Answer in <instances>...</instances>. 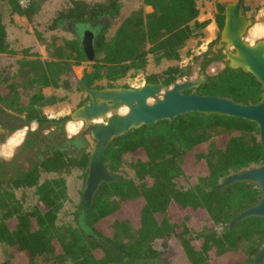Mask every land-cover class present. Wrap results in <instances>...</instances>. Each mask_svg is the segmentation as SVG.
<instances>
[{
    "label": "trees",
    "instance_id": "1",
    "mask_svg": "<svg viewBox=\"0 0 264 264\" xmlns=\"http://www.w3.org/2000/svg\"><path fill=\"white\" fill-rule=\"evenodd\" d=\"M48 1L32 0L27 8H21L18 0L0 3L31 20ZM143 2L153 8L151 14L133 12L110 38L104 30L96 34L91 88L116 87L115 83L131 71H144L150 55L156 63L163 59L178 61L186 43L199 36L195 30H204L211 23L197 20V0ZM119 17L118 0L94 4L73 1L59 13L55 25L68 29L64 24L71 23L91 28L102 20L111 22ZM224 20V7L219 6L216 23L220 28ZM81 35L79 32L56 49L58 61L24 58L11 76H4L7 69L0 74V103L18 114L23 124L41 127L50 122L43 108L53 105L56 98L46 97L44 88L71 89L70 81L62 79L66 76L77 83L72 66L89 63ZM6 37L0 11V52L12 55L7 51ZM210 61L207 59L204 67ZM180 72L173 66L148 76L146 83L172 86L179 81ZM77 88L82 90L81 85ZM201 91L242 104L258 103L263 95L262 86L251 74L229 66L209 77L197 90ZM89 157L85 152L73 158L58 153L43 165L46 173L57 177L40 182L39 173L27 174L13 185L0 187V244L14 258L4 264L20 260L37 264L40 257L47 259L44 264H148L158 255L153 248L157 239L164 247L169 240H177L189 264H252L258 245H264L263 218H248L230 227L236 215L260 200L259 187L237 183L226 189L216 188L225 177L264 164L256 123L189 113L172 123L162 121L121 135L107 149V168L113 174L129 165L135 180L116 176V181L103 183L86 216L79 209L75 225H59L57 220L69 198L63 175L78 169L86 177ZM181 177L188 180V189L176 183ZM147 179L153 181L151 185ZM19 188H35L37 203L32 210L16 197L15 189Z\"/></svg>",
    "mask_w": 264,
    "mask_h": 264
},
{
    "label": "rangeland",
    "instance_id": "2",
    "mask_svg": "<svg viewBox=\"0 0 264 264\" xmlns=\"http://www.w3.org/2000/svg\"><path fill=\"white\" fill-rule=\"evenodd\" d=\"M73 1H85L90 4H94L104 2L105 0H50L40 8L31 20L27 19L25 16L12 13L11 8L5 2L0 3V11L2 13L3 22L7 32L6 41L10 51L16 53L14 56L7 53L0 54V71L3 67H7V71L4 73V76L5 74L11 76L15 72L18 67L15 64L16 60L21 59L25 50H28L31 55H37L40 59L47 60L48 57H52L47 55V58H44L43 56L46 51L53 53L54 50H56V47H63L66 45V42L74 39L72 33L69 32L65 26L62 24L55 25V21L59 13L67 10ZM118 1L120 5V17L111 22L107 20L104 26V31H106L108 38L114 35L121 21L130 16L133 12L140 11L145 15L153 12L151 7L144 5L143 0ZM231 2L232 0H197V7L199 9V16L197 20L199 22L210 21L211 23L204 30H195V33L199 36L189 40L181 49L180 59L178 61L163 59L159 63H156L155 58L150 56L147 68L144 71H131L126 78L116 84V87L141 88L147 84L146 79L148 76L152 74H161L173 66H178L180 68V75L184 72V78L186 80L195 81L201 76H204V81L201 86L209 77H214L223 71L228 66L229 61L225 56L224 51L221 49L219 51V56L212 57L211 54L213 44H211V42L219 36V31L217 29L219 28V25L216 23L219 6L225 7ZM242 2V13L252 21V27L246 35V40L250 44H255L256 42L264 39V0H242ZM64 25L68 26V23H65ZM258 27L259 30H257ZM202 33L203 36H200ZM66 52L69 53L70 49L67 48ZM210 58L212 61L204 67L205 61ZM88 67L89 63H85L82 67L77 68L80 75L77 83L72 82V78L66 76V79H68L71 83V89L48 88L43 90V93L46 96L56 98V102L53 105L43 108L44 114L50 121L48 124H56L58 121H62L65 137H74L83 129L84 126L82 122L73 121L70 116L81 105L88 102L89 97L87 93L83 89H77V87L81 84ZM102 83L104 84V82ZM198 93L200 95L220 96V94L214 92L203 93L201 91ZM0 109L2 111L1 115H4L3 119L5 120L14 121L13 117L19 119L21 118L18 114L6 109L1 103ZM126 112V109H122L120 114H125ZM66 117L70 118L65 119ZM72 125L79 130H77V132L71 131L70 127ZM28 127L30 129L35 127L34 129H37L36 131L39 135H44L47 130H49V128H45L43 126L38 127L36 125H28ZM21 128L24 127L22 126ZM2 129H5V127H2ZM26 133V129L15 131L16 140L15 143L11 145L5 144L7 137L0 138V158H7L8 155H11L13 149H16L15 144L19 143L23 138L22 136L18 137V135ZM88 142V147L82 152L90 155L94 143L89 138ZM113 174L117 177L134 180L136 176L134 170L129 165L120 167ZM63 176L66 180L69 198L64 205L57 223L63 226L75 225V214L79 211L81 206L86 177L84 172L81 170H73L71 173ZM52 177L53 175L44 174L42 175V180ZM136 182L139 183L137 179ZM152 182L153 181L151 179L146 180V183L149 185H151ZM176 183L183 189H188L190 186L188 180L183 177L178 178ZM2 188L4 187L2 186ZM34 192V188L17 189L15 191L16 197L20 200L21 198L23 199L22 204L24 207L29 209V211L32 210L37 203V196ZM153 248L158 255L156 256V259L150 261L148 264H189L180 243L175 239L169 240L165 247L162 244V240L157 239L153 243ZM263 248L264 245L259 244L256 255ZM10 259L14 258L9 252V249H6L0 244V264L8 262ZM46 261L47 259H45V257H40L36 260V263L44 264ZM16 264L24 263L20 260V262Z\"/></svg>",
    "mask_w": 264,
    "mask_h": 264
},
{
    "label": "water",
    "instance_id": "3",
    "mask_svg": "<svg viewBox=\"0 0 264 264\" xmlns=\"http://www.w3.org/2000/svg\"><path fill=\"white\" fill-rule=\"evenodd\" d=\"M224 16V26L217 48L224 49L229 68L249 73L260 83L263 95L258 103L242 104L223 96L200 95L197 89L203 83L204 76L195 81L186 80L184 72L180 76V81L171 87L158 83L146 84L141 88H91L89 80L96 50L92 41L82 39L89 67L80 85L89 99L70 117L84 125L80 138L87 137L94 141L80 206L85 216L90 212L101 185L117 180L107 168L108 147L118 137L132 130L144 126L153 127L162 121L172 123L189 113L238 117L257 124L260 142L264 148V39L255 44H250L246 40L252 21L242 13V0H232L228 3ZM122 109H126L127 112L120 114ZM237 183L258 186L261 198L255 205L233 218L230 223L231 229L238 222L248 218L264 219V164L231 174L222 179L216 188L226 189ZM252 264H264V248L256 255Z\"/></svg>",
    "mask_w": 264,
    "mask_h": 264
},
{
    "label": "flooded vegetation",
    "instance_id": "4",
    "mask_svg": "<svg viewBox=\"0 0 264 264\" xmlns=\"http://www.w3.org/2000/svg\"><path fill=\"white\" fill-rule=\"evenodd\" d=\"M106 21L107 20H102L91 26V28H85L84 25L75 27L73 24L68 23V29L73 35L75 33L76 36L81 32V38H86L87 42H93L98 31L104 30ZM217 29L219 31V36L211 42V44H213L212 57H217L220 53V49L217 48V45L220 43L223 27ZM221 50L224 51L223 48ZM1 113L2 111L0 109V138L7 137L5 144L8 145L9 140L14 136L16 137L15 131L26 129L27 133L18 135V137L22 136L23 138L19 143L15 144L16 149H13L11 155H8L7 158H0V187H4L6 185L5 183L13 185V182L22 178L23 175L35 173H39V181L41 182L42 175L51 174L46 173L43 170V165L46 161L54 158L58 153L69 158L79 157L84 153L82 151L89 145L87 137L85 139L80 138V133L84 128L74 137H65L63 132V122L58 121L56 124L44 125L43 127L49 128V130H47L44 135H39L36 131L37 129H30L28 125L22 123L21 119L13 117L14 121H8L3 119L4 115H1ZM22 126L24 128H21ZM2 127H5V129H2ZM51 175L56 176V174ZM16 190L17 189H15V191Z\"/></svg>",
    "mask_w": 264,
    "mask_h": 264
},
{
    "label": "crops",
    "instance_id": "5",
    "mask_svg": "<svg viewBox=\"0 0 264 264\" xmlns=\"http://www.w3.org/2000/svg\"><path fill=\"white\" fill-rule=\"evenodd\" d=\"M144 3V2H143ZM145 5V4H144ZM148 7H150V6H148ZM152 8V7H151ZM153 9V8H152ZM151 14V13H150ZM145 15V14H144ZM148 15V14H147ZM125 19V18H124ZM123 19V20H124ZM6 29V28H5ZM68 31L69 32H71L69 29H68ZM73 35V34H72ZM74 37L76 36V34L74 33V35H73ZM75 39V38H74ZM6 40H7V37H6ZM191 40V39H190ZM70 41H72V40H70ZM6 44H7V51L8 52H10L11 54H12V56H14L16 53H14V52H11L10 51V49H9V47H8V43H7V41H6ZM60 47H62V46H58V47H56V49L57 48H60ZM46 51V50H45ZM45 53V52H44ZM58 51L57 50H54V52L52 53V52H47L46 51V53H45V55L43 56L44 58H47L46 56L48 55V56H51L52 58H50V57H48L47 58V60H45V59H40V57L39 56H37V55H31V53L28 51V50H25L24 52H23V56L21 57V59H17L16 60V65L18 66V62L19 61H21L22 59H24V58H26L27 60H32V59H39V60H41V62H46V63H51V62H55V61H58V59H59V56H58ZM0 54H1V52H0ZM2 54H4V53H2ZM32 56H34V57H32ZM151 56V55H150ZM149 56V57H150ZM72 61V60H71ZM85 64V63H84ZM83 64V65H84ZM82 65V66H83ZM81 66V67H82ZM18 68V67H17ZM77 68H79V67H76V66H72V72H73V74H74V76L76 77V79L77 80H79V72L77 71ZM4 69H7V67H3L2 69H1V71H0V74H2L3 73V70ZM68 77V76H67ZM62 79H66V77H62ZM121 80H123V79H121ZM121 80H118L115 84H117L119 81H121ZM102 83V82H101ZM100 82L98 83V84H100V85H105V82H104V84L102 83L101 84ZM48 88H53V89H55L54 87H47V88H44V89H48ZM95 89H98V88H96V86L94 87ZM43 89V90H44ZM78 89V88H77ZM43 92V91H42ZM44 94V93H43ZM45 95V94H44ZM46 96V95H45ZM46 97H48V96H46ZM49 106V105H48ZM46 107V106H45ZM30 125H36V126H38L39 127V125L38 124H36V123H31ZM35 127H33V129H34ZM15 136L14 137H12V139H10L9 140V143H8V145H11V144H14L15 143ZM49 175H51V174H49ZM55 175H53V177H54ZM57 176V175H56ZM52 177V178H53ZM47 179V178H46ZM46 179H43L42 180V178H41V182H43V181H45ZM50 179V178H49ZM35 189V188H34Z\"/></svg>",
    "mask_w": 264,
    "mask_h": 264
},
{
    "label": "built area",
    "instance_id": "6",
    "mask_svg": "<svg viewBox=\"0 0 264 264\" xmlns=\"http://www.w3.org/2000/svg\"><path fill=\"white\" fill-rule=\"evenodd\" d=\"M18 3L21 8H27L32 3V0H18Z\"/></svg>",
    "mask_w": 264,
    "mask_h": 264
},
{
    "label": "bare ground",
    "instance_id": "7",
    "mask_svg": "<svg viewBox=\"0 0 264 264\" xmlns=\"http://www.w3.org/2000/svg\"><path fill=\"white\" fill-rule=\"evenodd\" d=\"M257 30H259V27L257 28ZM70 130H71V131H76V132H77V130H79V129H78V128H75L74 125H72V126L70 127Z\"/></svg>",
    "mask_w": 264,
    "mask_h": 264
}]
</instances>
